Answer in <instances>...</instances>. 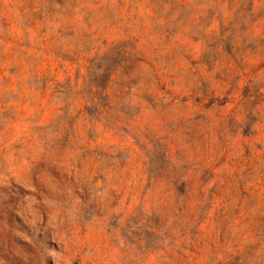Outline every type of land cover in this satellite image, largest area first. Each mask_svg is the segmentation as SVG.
I'll return each instance as SVG.
<instances>
[{"label":"rangeland","instance_id":"rangeland-1","mask_svg":"<svg viewBox=\"0 0 264 264\" xmlns=\"http://www.w3.org/2000/svg\"><path fill=\"white\" fill-rule=\"evenodd\" d=\"M0 264H264V0H0Z\"/></svg>","mask_w":264,"mask_h":264}]
</instances>
